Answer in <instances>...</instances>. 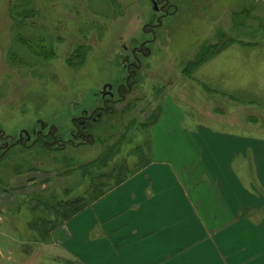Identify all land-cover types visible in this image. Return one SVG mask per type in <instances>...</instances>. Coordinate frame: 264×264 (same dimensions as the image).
<instances>
[{
	"label": "rangeland",
	"instance_id": "1",
	"mask_svg": "<svg viewBox=\"0 0 264 264\" xmlns=\"http://www.w3.org/2000/svg\"><path fill=\"white\" fill-rule=\"evenodd\" d=\"M149 1L0 0V145L20 134L34 144L0 161V264H86L66 249L61 233L54 238L81 211L68 220L53 212L56 226L44 241L42 202L88 199L96 172L108 174L102 182L109 192L118 179L155 161V145L161 165L194 186L202 169L214 167L199 154L236 151L217 140L221 135L240 139L241 182L255 179L252 166L264 167L258 146L264 140V0H171L178 6L172 15ZM156 16H164V25L154 37ZM129 44H144L147 53L137 54L142 67L131 78L135 85L112 103L94 143L56 156L42 149L32 133L40 120L65 137L72 117L95 96L112 99L116 85L106 81L124 72L119 82L127 83L118 61L131 55L124 49ZM188 133L210 135L188 141ZM202 137L208 142L200 143ZM252 139L255 147H247ZM109 150L105 167L95 166ZM70 161L74 169L66 166Z\"/></svg>",
	"mask_w": 264,
	"mask_h": 264
},
{
	"label": "crops",
	"instance_id": "2",
	"mask_svg": "<svg viewBox=\"0 0 264 264\" xmlns=\"http://www.w3.org/2000/svg\"><path fill=\"white\" fill-rule=\"evenodd\" d=\"M188 134V141L203 135ZM217 140L236 151L199 154L214 167L202 169L198 185L161 165L155 145V161L70 219L55 240L61 233L66 249L86 264H264V167L252 166L255 179L241 182L240 139ZM253 140L246 146L254 148ZM258 146L263 154L264 140Z\"/></svg>",
	"mask_w": 264,
	"mask_h": 264
},
{
	"label": "flooded vegetation",
	"instance_id": "3",
	"mask_svg": "<svg viewBox=\"0 0 264 264\" xmlns=\"http://www.w3.org/2000/svg\"><path fill=\"white\" fill-rule=\"evenodd\" d=\"M182 1V0H181ZM149 2H152L154 4V8L157 9L156 2L159 5L161 10H165L164 15H172L176 14L178 12V6L176 5L175 1L171 2V0H150ZM173 7V12H169V8ZM159 9V10H160ZM156 15V12L153 14ZM156 22L152 21L150 24L152 26H155L151 28L152 35L155 37L156 33L155 30L158 28V26L164 25L163 23V17L156 16ZM167 20V19H166ZM149 24V23H148ZM127 48L130 50L131 55H128L125 60L118 61V63L122 64V68L126 70L125 77L127 79V83L123 84L119 82L124 77V72L122 73V76H120V73L113 77L112 79L105 82L104 85L108 87H113L116 85V92L118 93V98L115 99L114 94L112 93V99L105 97V95H100V93L95 92L94 95L97 93L100 96H95V100L89 101L87 105L83 106L84 108L78 115H74L71 119L72 128L69 130V132L66 134V131H63L65 133V137H62L58 131H55L51 126H48V123L45 119H42L39 121L40 123V130H32V133H36V139L37 142H42V146H44V150L47 152H51L52 154H60V153H67L69 151V147H80L83 145H91L94 143L92 141V137H95V132L98 128V126H101L103 122L108 121L110 119L111 113L115 110L114 104L116 102H120L121 100L126 97V94L132 91V87H134L136 80L131 79L132 77L135 78L138 72V69H141L142 67V61L140 58H138L137 54H146L144 44L141 45H131L127 47L124 45V49L127 50ZM150 51V48H148ZM133 59V60H132ZM121 68V66H120ZM121 68V69H122ZM123 71V69H122ZM119 82V83H118ZM118 83V84H117ZM103 85V86H104ZM105 88V87H103ZM106 89V88H105ZM112 105V106H110ZM109 107L111 109H109ZM124 110H120L122 113ZM110 121V120H109ZM48 128L47 132H44V129ZM66 130V129H65ZM27 133V131L24 132V134ZM20 137L18 140L13 141V138L11 141L6 140L4 143L0 145V161L2 162L6 154L11 153H17V147L20 148H27L34 144H27V139L22 138V134L19 135ZM18 145V146H17ZM54 149V151H51ZM72 152V151H71ZM0 162V163H1Z\"/></svg>",
	"mask_w": 264,
	"mask_h": 264
},
{
	"label": "trees",
	"instance_id": "4",
	"mask_svg": "<svg viewBox=\"0 0 264 264\" xmlns=\"http://www.w3.org/2000/svg\"><path fill=\"white\" fill-rule=\"evenodd\" d=\"M42 149H45L44 146H42ZM51 151H54V149H52ZM109 151H105L104 152V156H102L101 158H98L97 160H95V162H93V164L95 166H98L100 168H104L105 165L107 164V162L110 160L111 156L109 157ZM54 156H56L54 154ZM68 161V160H66ZM71 164V165H70ZM70 165V168L74 169V162H68L66 164V166ZM65 167V166H64ZM87 167V165L83 164V166H79L80 169H85ZM97 167V168H98ZM70 170H66V172H68ZM138 171V170H137ZM94 176L91 177V183H90V190L88 192V199L79 197V198H75L73 200H69V202H66V204H62L60 205L59 201H57L56 198L53 199H46L44 202H42L45 205V212L43 211V213H45L42 217V240L47 241L50 239L51 237V233L49 231L52 230V227H55L56 224L52 225L53 221L49 216L52 214V216H56V213L61 214L63 220H68L69 218H71L72 216H74L76 213L82 211L85 207H87L90 203L94 202L95 200H97L98 198H100L101 196H103L104 194H106L105 188H104V182H102L104 180V177L107 176V173H93ZM128 178V177H127ZM125 178V179H127ZM123 178L118 179L117 180V184L118 185L120 182H122L123 180H125ZM72 190V189H71ZM51 205V207H49ZM57 217V216H56ZM37 223H40L39 218L37 219ZM48 231V232H47ZM49 233V234H48Z\"/></svg>",
	"mask_w": 264,
	"mask_h": 264
}]
</instances>
